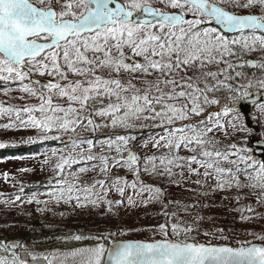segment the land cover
<instances>
[{
  "label": "snow or ice",
  "instance_id": "6c2138e0",
  "mask_svg": "<svg viewBox=\"0 0 264 264\" xmlns=\"http://www.w3.org/2000/svg\"><path fill=\"white\" fill-rule=\"evenodd\" d=\"M252 9L258 14H252ZM231 33L240 35L230 37ZM236 46L245 52L257 51V46L264 50V0H0V81H19V90L25 94L19 99L28 96L39 101L23 107L0 105V114L15 113L20 126L44 133L42 140L60 138L48 133H75L80 127L92 133L124 130L123 134H106L104 139L71 140L73 149L84 144L88 147L80 152V159L62 156L56 165L59 187L48 193L56 203L75 199L77 206L106 203L111 210L113 203L120 205L122 201L107 200L108 193L115 191L123 197L131 187L137 196L147 194L144 204L161 203L165 209L174 205L183 211L196 206L182 205L178 200L165 203L166 190L141 179L142 173L166 178L176 187L191 175L203 176L205 181L211 178L215 180L211 191L235 188L237 202L242 190L258 189L257 202L264 203V162L246 155L247 150L235 143L219 147L216 131L225 128L221 113H213L199 124L190 121L191 116L204 112L205 105L221 103L214 93L222 87L243 98L251 95L247 90L253 87L251 81L241 86L243 92L227 83L233 77L226 76L225 71L233 65L226 57L237 55ZM248 63L255 66L253 61ZM220 64L226 67L211 70L210 66ZM259 66L264 68V63ZM34 73L51 79L42 84L31 79ZM257 83L264 88V79ZM230 100V105L225 102L223 116L235 113L239 118L236 97ZM259 107L264 111V104ZM22 113L27 119H20ZM149 120L164 134L142 145L147 149L151 144L156 153L141 155L132 150L130 142L136 137L131 132L144 127L139 122ZM177 121L188 123L177 125ZM229 123L236 131L245 130L242 125ZM13 126L2 125L6 129ZM28 142L36 140L29 137ZM6 146L0 143V148ZM96 148L98 155L93 153ZM182 149L192 154L180 155ZM81 161H95L91 167H98L103 178L90 185L78 184V173L90 170L80 167L68 173L72 176L68 181L65 167ZM115 168H127L135 179L129 184L127 176H110ZM192 183L203 187L199 179ZM35 196L33 193L27 202L32 203ZM128 200L133 203L131 197ZM241 211L253 209L246 206ZM161 214L165 222L151 230L162 239L115 241L106 247L104 241L116 233H81L65 239L96 243L63 253L61 264L69 259L72 264H264V244L241 241L239 247H232L211 240L200 243L191 236L198 229L181 222L177 212ZM173 217L177 222L169 223ZM216 231L223 233L224 229ZM181 235L185 239H176ZM203 235L213 234L205 231ZM253 235L264 241V235ZM220 238L227 239L223 235ZM40 259L53 264L48 256H32L33 261ZM0 264L7 261L0 259ZM12 264L29 262L17 256Z\"/></svg>",
  "mask_w": 264,
  "mask_h": 264
},
{
  "label": "rangeland",
  "instance_id": "374dc122",
  "mask_svg": "<svg viewBox=\"0 0 264 264\" xmlns=\"http://www.w3.org/2000/svg\"><path fill=\"white\" fill-rule=\"evenodd\" d=\"M250 11L252 14H258L257 9H252ZM241 51L242 54L240 56L226 57L229 63L233 65V68L227 69L225 75L231 76L234 68L240 67V65L248 66L250 60H256L258 61V66L255 70L254 88H248L247 90L251 94L254 90L264 91V88H260L257 83L259 79H264V68L259 66L261 63H264V50H260L259 46H257V51L254 52H245L243 49H241ZM233 57L242 59L244 63L236 65L233 62ZM210 67L212 71H217L218 69H224L226 66L220 64ZM238 72L241 73V75L236 77V88L241 89V86L247 85L251 78H248L249 75L241 70V67ZM31 79L39 80L43 84L51 79V77L39 76L34 73ZM69 79L71 80L72 77L70 76ZM220 79H223V77H220ZM229 81H227V83H229ZM0 82L6 88L4 91L0 92V105L5 107H23L25 104L39 103L35 97L26 96L24 100L19 99V97L25 96V94L19 90V81ZM26 82L27 81H25V83ZM224 89L225 87H222L220 91L214 93L215 98L221 101L220 104L205 105L204 112L201 113L200 116H191L190 121H195L199 124V121L202 119L206 120L209 115L220 112V122L225 125V128L216 131V138L221 141L219 147L224 149L229 144L235 143L239 147L247 150L245 153L246 155H251L253 159H255L252 155L253 149L249 147L250 138L255 136V131L248 127L245 117L241 115L239 118H236L235 113L227 117L223 116L225 102H232L230 100L232 96L222 93ZM6 90L7 94H5ZM243 91L244 89L242 88L241 92ZM233 93L237 94L236 101L246 99L241 97L239 93ZM238 96L241 97V99H238ZM54 102L65 103V101L62 100H54ZM252 118L259 123L261 138L264 140V111H261L259 105L252 110ZM20 119H27L26 114L22 113ZM95 119L97 122H100L99 118ZM230 121L238 126L242 125L245 130L236 131L230 126ZM139 123L143 124L144 127L137 128L131 132V135L136 137L134 141L130 142L132 150L141 155L156 153L157 150L153 149L151 144H149L147 149H144L142 145L149 141L151 137L164 134L163 130L158 127H153L152 125L154 122L150 120L141 121ZM184 123H188V121H177V125ZM5 124H12L14 126L6 129L2 127V125ZM113 131L121 134L124 132L123 129H107L104 132L92 133L80 127L77 128L75 133H48L50 136H59L60 138L42 140L44 133L37 129L23 128L20 126L15 113L0 114V143L7 145L4 148H0V150L47 144V147H44L38 154L33 156H17L0 159V259H5L7 264H12V261L17 256L22 258V254L28 253L31 259L33 255L37 257L48 256L49 259L53 260V264H61V262L64 261L63 253L75 247L96 243L94 240L75 241L65 239L66 237L74 236V233H76L81 226H87L88 230L84 233L92 236L116 233L104 241L106 247H110L115 241H151L153 239H162V236L151 229H153L155 225L165 222V217L161 214L164 211L169 213L175 211L181 222L193 224L198 231L191 233V236H194L200 243H206L211 240L213 244L239 247V242L241 241L256 243L254 242L256 238L253 234L264 235V203L257 202L258 189L242 190V192L239 193L241 198L239 202H237L236 197L238 193L235 188L213 192L211 189L215 184V180L210 178L205 181L203 176L198 177L196 175H191L188 177L187 181L182 182L181 187H176L166 178H150L143 173L141 174V179L146 182L155 183L166 190L163 197L165 203L168 200H178L182 205H196L195 207L189 208L187 211H183L174 205L165 209L163 204L156 202L144 204L142 201L146 199L147 194L145 193L143 196H137L131 187L126 189L123 197L115 191L108 193L106 197L107 200L113 202L117 200L122 201L120 205L113 203L111 210H109L106 203H100L98 206L91 203L77 206L75 199L70 203H65L63 201L56 203L52 200L48 193L59 187L56 183L58 179L57 172L54 171V169L56 165L61 162V157L72 155L80 159V152L88 147L84 144L73 149L71 140L104 139L106 134L111 135ZM225 132L228 133L227 136ZM29 137L35 139L36 143H29ZM93 153L98 155L99 149H93ZM191 154L192 153L184 149L180 151V155L183 156ZM84 155L86 156L87 153L84 152ZM255 160L264 162L262 158ZM45 161H47V163H45ZM94 163L96 162L91 161L85 163L81 161V163L72 164L71 168L66 166L64 175L68 181H72V176L68 175V173L77 172L80 167H87L90 170L86 173H78L79 179L75 182L78 184L90 185L94 180L103 178V174L99 172L98 167L92 169L91 166ZM22 169H30V171H22ZM5 174H7V177H5ZM109 175L127 176L129 184L135 179L133 173L127 168H115ZM175 179H179V177ZM197 179L201 181L203 187L192 183ZM106 187H108V185H106ZM188 188L193 189V191H187L186 189ZM21 189H23V192H21ZM31 189L32 192L30 193L29 191ZM95 191L99 192V187H97ZM204 192H207L208 195L201 194ZM33 193L36 194L35 200H39L41 203L37 204L35 200H33L32 203L27 202L32 198ZM17 196L20 197L19 200L16 199ZM129 197L132 198L133 203H129ZM205 205H207V207H205ZM246 206H251L253 211H241ZM200 216H203L204 219L198 221L197 218ZM241 216L250 217V219H241ZM176 222L175 217L169 220V223ZM33 225V230L40 226L46 229L47 233L45 234L46 237L44 240L46 242H51V245L33 243V241L27 243V241H25L24 236L26 233L30 232ZM218 228L224 229L223 233L217 232L216 229ZM205 231L213 235L204 236L203 233ZM121 232H123V234H121ZM59 234L64 235V237H57ZM222 235L226 236L227 239H221L220 237ZM177 239H185V237L181 235L177 237ZM259 244H264V241ZM5 245L7 246V250ZM13 245L18 246L13 248ZM13 252H15L16 256H13ZM53 256H55V258H53ZM66 264H72L71 259H69Z\"/></svg>",
  "mask_w": 264,
  "mask_h": 264
},
{
  "label": "trees",
  "instance_id": "16d2710c",
  "mask_svg": "<svg viewBox=\"0 0 264 264\" xmlns=\"http://www.w3.org/2000/svg\"><path fill=\"white\" fill-rule=\"evenodd\" d=\"M236 37H239L236 36ZM236 52H237V55L236 56H240L242 54V51L240 49V47L236 46ZM233 62L238 65V64H242L244 63V61L240 58H235L233 57ZM258 66V61H257V65L255 68H252L251 65H248V66H244L241 67V70L245 71L249 76L248 78H251L249 81H251V83L253 84V87L249 88V89H252L254 88V84H255V80H254V77H255V70ZM240 70V67H236L232 70V74L231 76L233 77V79H231L229 81L228 84H231L234 88H236V83H237V76H236V73ZM6 88L2 85V83L0 82V92L4 91ZM242 89V88H241ZM240 89V91H241ZM223 94H226V95H229V96H232V97H236L237 94H234L233 92H230L228 90L227 87H225V89L223 90L222 92ZM238 99H241V97L238 96ZM44 147H47V144H41V145H37V146H22V147H18V148H6V149H1L0 150V159H6V158H13V157H17V156H33V155H36L38 154ZM47 183V182H46ZM43 188V187H41ZM33 189V188H32ZM32 189L29 191L30 193L32 192ZM34 225L33 227L31 228L30 232L26 233L25 234V241H27V243L33 241V243H38V244H43V245H51V242H46L44 239H45V234L47 233L46 229H44L43 227H38L36 229H34ZM42 228V229H41ZM88 230V227L87 226H81V228H78L77 232L74 233L75 235H77V233H84V232H87ZM84 235H88V234H85ZM57 237H64V235L62 234H59L57 235ZM177 239V237H176ZM254 242L256 243H261L262 241L258 240V239H255Z\"/></svg>",
  "mask_w": 264,
  "mask_h": 264
},
{
  "label": "water",
  "instance_id": "95a60500",
  "mask_svg": "<svg viewBox=\"0 0 264 264\" xmlns=\"http://www.w3.org/2000/svg\"><path fill=\"white\" fill-rule=\"evenodd\" d=\"M236 36L239 35V33H231L229 36ZM254 62L255 66H252L253 68L256 67L257 61L251 60ZM237 109L240 111L241 115H243L246 119V124L249 128L255 131V136L250 138L249 147L253 149L252 155L255 157V159H263L264 161V140L261 138V130L259 123L252 118V110L264 103V91L260 90H254L252 91V94L249 98H246L242 101H235ZM231 102L229 103V105ZM128 241H141V240H128ZM124 242V241H120ZM148 242V241H144ZM257 245H261L259 243H255ZM231 246V245H229ZM111 247V246H110ZM234 247V246H232ZM21 257L29 262V264H47V261H44L42 259L33 261L28 253H24L21 255Z\"/></svg>",
  "mask_w": 264,
  "mask_h": 264
}]
</instances>
